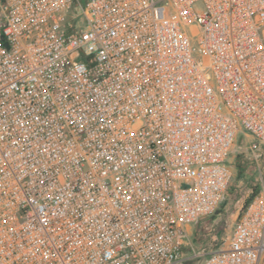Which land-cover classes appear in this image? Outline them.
<instances>
[{
    "label": "built area",
    "instance_id": "obj_1",
    "mask_svg": "<svg viewBox=\"0 0 264 264\" xmlns=\"http://www.w3.org/2000/svg\"><path fill=\"white\" fill-rule=\"evenodd\" d=\"M264 145V0H0V264H261L264 177L195 249Z\"/></svg>",
    "mask_w": 264,
    "mask_h": 264
},
{
    "label": "rangeland",
    "instance_id": "obj_2",
    "mask_svg": "<svg viewBox=\"0 0 264 264\" xmlns=\"http://www.w3.org/2000/svg\"><path fill=\"white\" fill-rule=\"evenodd\" d=\"M241 139L240 134L228 157L232 177L222 200L209 217L190 227L188 243L192 248L215 249L225 243L241 211L264 177V145L252 152L248 148L251 139L240 142ZM261 264H264V259Z\"/></svg>",
    "mask_w": 264,
    "mask_h": 264
},
{
    "label": "trees",
    "instance_id": "obj_3",
    "mask_svg": "<svg viewBox=\"0 0 264 264\" xmlns=\"http://www.w3.org/2000/svg\"><path fill=\"white\" fill-rule=\"evenodd\" d=\"M257 191H258V190H256L255 193H256ZM255 193H253V194L251 195V197L249 198V200L247 201V203L251 200V198L253 197V195H254ZM247 203H246V204H247Z\"/></svg>",
    "mask_w": 264,
    "mask_h": 264
}]
</instances>
